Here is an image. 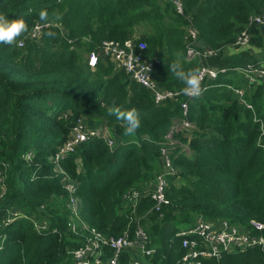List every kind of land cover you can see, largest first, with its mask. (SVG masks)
Segmentation results:
<instances>
[{
	"label": "trees",
	"instance_id": "1",
	"mask_svg": "<svg viewBox=\"0 0 264 264\" xmlns=\"http://www.w3.org/2000/svg\"><path fill=\"white\" fill-rule=\"evenodd\" d=\"M182 3L184 13L165 0H0V13L23 16L28 24L17 43L0 44V264H74L72 252L90 232L70 229L64 180L78 184L80 217L90 229L118 237L127 231L133 235L141 224L156 249L146 256L149 264H184L176 232L198 217L264 236V229L251 225L264 224V131L259 123L264 122V83L251 85L242 72L264 59V25L252 20L264 13V0ZM41 9L48 12L50 25L36 40L29 32L40 21ZM190 24L199 32L200 47L218 54L187 58ZM138 28L144 31L139 40L147 45L142 54L158 60L153 78L162 89L184 87L168 70L174 61L185 70L226 69L204 80L206 90L189 105L191 126L172 139L167 134L184 118V93L156 102L108 58H100L95 69L88 64L89 54L105 41L124 42ZM245 29L260 54L231 51ZM50 31L55 38L45 35ZM241 88L248 104L235 91ZM114 105L137 110L141 127L135 135L125 136L121 122L108 114ZM79 118L92 128L112 127L115 144L102 137L81 143L60 161L63 176L56 171L55 153ZM173 140L184 146L174 148ZM162 147L171 149L178 169V175L168 177L169 203L155 211L149 196L124 207V193L141 190L161 173ZM17 212L21 216L12 219ZM35 218L46 228L37 229ZM104 250V258L111 255L110 248ZM202 264H264V248L205 257Z\"/></svg>",
	"mask_w": 264,
	"mask_h": 264
},
{
	"label": "built area",
	"instance_id": "2",
	"mask_svg": "<svg viewBox=\"0 0 264 264\" xmlns=\"http://www.w3.org/2000/svg\"><path fill=\"white\" fill-rule=\"evenodd\" d=\"M173 1L180 13H184L182 0H165ZM253 22L257 25H264V13L254 17ZM50 25L48 22L38 21L30 30L29 35L32 39L39 40L42 36L44 28ZM252 35L248 29H245L237 37L232 52L242 51L251 47ZM137 36L129 38L124 42L117 40L105 41L101 48L93 51L88 56V64L95 69L100 58H108L118 68L124 69L130 78L145 86L152 94L156 102H165L167 100H176L183 94L182 91L162 89L154 81L153 71L158 62H152L151 59L145 58L142 51L146 49V42L139 40ZM199 32L192 24L188 26V33L185 35L187 44V58L208 57L216 55L220 50H213L207 47L198 46ZM23 45V42H20ZM203 48V49H200ZM226 72V69L216 70L203 65L200 69L203 82L207 77L216 78L219 73ZM245 77L251 85L264 83V59L257 65H249L242 70ZM241 97L245 93L243 88L235 90ZM182 101V112L184 118L176 122L170 129L167 137L172 139V135L184 128H189L191 122L188 120L189 105L195 98L185 95ZM248 104V102H245ZM251 106V105H249ZM70 112H66L65 116H70ZM102 137L110 145L115 144L113 133L110 132L107 125L99 127H90L82 118H79L73 129L70 131L66 141L59 147L55 153L56 171L65 174L64 169L60 165V161L65 159L69 154L75 152L78 146L90 139ZM171 144L175 147L182 145L179 141L173 140ZM161 173L155 181L144 186L141 190L132 189L124 193L121 198L124 207H135L139 200L143 197H151L155 204L153 210L160 211L165 204L169 203L166 194V188L169 185L168 177L178 175V169L174 165V156L168 147L161 148ZM65 187L69 192L68 208L71 210L69 227L73 232L78 233L79 228L88 229L90 235L87 236L83 245L73 250L74 264H149L146 256H151L156 252L155 247H150V237L148 232L141 224H138L133 235L127 231L125 234L116 236H105L95 229H90L81 217L82 209L81 201L77 195L78 184L75 181L64 180ZM21 216L15 213L12 219ZM35 227L37 229H45L46 224L35 218ZM252 227L261 231L264 224L252 221ZM176 237L181 239L184 254L181 262L184 264H202L205 257L220 258L223 254L234 250H248L256 246L264 248V236L254 234L249 227H239L228 221H213L203 217H199L197 221L189 227L182 228L177 231ZM105 247L110 248L111 255L105 257ZM127 253V261L124 262L123 257Z\"/></svg>",
	"mask_w": 264,
	"mask_h": 264
},
{
	"label": "clouds",
	"instance_id": "3",
	"mask_svg": "<svg viewBox=\"0 0 264 264\" xmlns=\"http://www.w3.org/2000/svg\"><path fill=\"white\" fill-rule=\"evenodd\" d=\"M39 19L48 24L49 14L46 10L39 11ZM28 31V24L23 16H9L0 13V44L13 45L18 39ZM50 39L56 37L55 32L45 33ZM168 70L182 82L184 85L182 92L192 98H197L206 90L202 87V76L198 68L185 70L179 61H174L168 65ZM108 114L114 116L121 122L125 136H133L141 127L140 115L136 109L131 108L124 110L119 106H112L108 109ZM261 124V130L264 131V122ZM264 147V145H260ZM181 230V229H180ZM179 231V230H178ZM177 233V232H176Z\"/></svg>",
	"mask_w": 264,
	"mask_h": 264
},
{
	"label": "rangeland",
	"instance_id": "4",
	"mask_svg": "<svg viewBox=\"0 0 264 264\" xmlns=\"http://www.w3.org/2000/svg\"><path fill=\"white\" fill-rule=\"evenodd\" d=\"M138 34H140V36H144V31L142 30V29H140V32L138 33ZM225 48H227V47H225ZM244 50H246V51H251V52H255V53H257V54H260L261 53V50H259L258 48H256V47H254V46H252L251 45V47L250 48H246V49H243L242 51H244ZM228 51H229V49H228ZM236 52H240V51H236ZM104 125H107V124H103V126ZM108 127H109V130H110V132L111 133H113V131H112V127H110L109 125H107ZM199 218V217H198ZM197 218V219H198ZM197 219H196V221H197ZM252 230V229H251Z\"/></svg>",
	"mask_w": 264,
	"mask_h": 264
},
{
	"label": "crops",
	"instance_id": "5",
	"mask_svg": "<svg viewBox=\"0 0 264 264\" xmlns=\"http://www.w3.org/2000/svg\"><path fill=\"white\" fill-rule=\"evenodd\" d=\"M140 32V28H138V30H137V32H136V37L138 36V37H140V34H138ZM198 46H200L199 44H198Z\"/></svg>",
	"mask_w": 264,
	"mask_h": 264
}]
</instances>
